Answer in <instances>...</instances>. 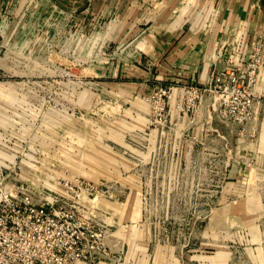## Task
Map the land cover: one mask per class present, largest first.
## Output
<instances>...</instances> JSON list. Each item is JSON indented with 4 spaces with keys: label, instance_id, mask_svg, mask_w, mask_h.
<instances>
[{
    "label": "rangeland",
    "instance_id": "obj_1",
    "mask_svg": "<svg viewBox=\"0 0 264 264\" xmlns=\"http://www.w3.org/2000/svg\"><path fill=\"white\" fill-rule=\"evenodd\" d=\"M119 10L0 0V264H264V117L213 90L238 65L166 50L211 33L194 5L173 36Z\"/></svg>",
    "mask_w": 264,
    "mask_h": 264
},
{
    "label": "crops",
    "instance_id": "obj_2",
    "mask_svg": "<svg viewBox=\"0 0 264 264\" xmlns=\"http://www.w3.org/2000/svg\"><path fill=\"white\" fill-rule=\"evenodd\" d=\"M106 8L119 7L120 28L118 32L125 39L132 27L136 30L144 23L160 27L163 31L167 23V34L173 36L183 33L189 15L190 5L202 11L198 18L205 24H212L211 33L203 37L194 35L184 37L178 45L173 40L167 42L169 52L190 54L197 42L198 52L211 55L217 50L224 56L231 55L235 63L245 62L252 48L261 41L264 43V1L263 0H102ZM108 6V7H107ZM119 15V14H118ZM165 26H160L164 25ZM154 31H156L154 29ZM157 32V31H156ZM208 33V34H207ZM192 41V42H191ZM194 41V42H193ZM175 54V53H174Z\"/></svg>",
    "mask_w": 264,
    "mask_h": 264
},
{
    "label": "built area",
    "instance_id": "obj_3",
    "mask_svg": "<svg viewBox=\"0 0 264 264\" xmlns=\"http://www.w3.org/2000/svg\"><path fill=\"white\" fill-rule=\"evenodd\" d=\"M212 82L214 92L229 90L228 98L264 117V43L258 41L244 64L215 74Z\"/></svg>",
    "mask_w": 264,
    "mask_h": 264
}]
</instances>
